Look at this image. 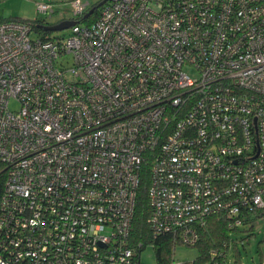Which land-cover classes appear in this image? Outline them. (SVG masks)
Masks as SVG:
<instances>
[{
  "label": "built area",
  "instance_id": "built-area-1",
  "mask_svg": "<svg viewBox=\"0 0 264 264\" xmlns=\"http://www.w3.org/2000/svg\"><path fill=\"white\" fill-rule=\"evenodd\" d=\"M87 4L67 36L0 20V264H142L144 164L150 234L193 264L210 216L264 217V0Z\"/></svg>",
  "mask_w": 264,
  "mask_h": 264
},
{
  "label": "rangeland",
  "instance_id": "rangeland-1",
  "mask_svg": "<svg viewBox=\"0 0 264 264\" xmlns=\"http://www.w3.org/2000/svg\"><path fill=\"white\" fill-rule=\"evenodd\" d=\"M72 0H0V20L9 18L34 19L36 17L44 18L37 11L38 4H49L53 9L50 17H46V21L50 24H57L63 20H73L74 16L71 12ZM88 2L90 7L99 0H82ZM45 19V18H44ZM70 27L63 30L49 31V36H67ZM13 107L15 103L11 104ZM246 225L239 231H231L229 238L231 246L227 248L228 264H234V257L237 255L241 264H264V217H258L253 223L250 231H246ZM251 233V234H249ZM249 234V235H248ZM197 246L178 245L175 249L174 259L179 262H186L195 259L198 254ZM262 258V260H261ZM140 261L142 264H155L154 249L146 246L140 252Z\"/></svg>",
  "mask_w": 264,
  "mask_h": 264
},
{
  "label": "trees",
  "instance_id": "trees-1",
  "mask_svg": "<svg viewBox=\"0 0 264 264\" xmlns=\"http://www.w3.org/2000/svg\"><path fill=\"white\" fill-rule=\"evenodd\" d=\"M101 1L102 0H99L88 8V10L90 8H94V10L86 19H82V15L77 20H83L85 24H91L93 21H95L102 8V6H98ZM25 20L30 21L33 25L34 30L37 31L41 36L49 34V31L44 30V26L54 25L50 24L46 21V19L42 17H36L34 19ZM4 176L5 175L3 173H0V193L3 189ZM139 181L140 182L137 191L136 205L132 220V229L130 237L131 241L133 243H141L143 246L153 243L156 262L155 264H170L172 251V241L170 239V236H163L154 239L150 234L151 232L147 222V218L149 215V205L146 194L147 186L149 183V168L147 164H144L141 167L139 173ZM255 221L256 220L244 221L246 224L249 225L246 227V231H250L252 229L253 223ZM226 227V220H224L221 215H212L208 218L206 227L200 231V239L198 244L196 245L199 251L195 259H193V264L210 263L209 250L211 248L226 249V245L229 239V231ZM240 229L241 228H237L233 231H239ZM233 263L241 264L240 259L237 255H235ZM219 264H225V260L219 259Z\"/></svg>",
  "mask_w": 264,
  "mask_h": 264
},
{
  "label": "water",
  "instance_id": "water-1",
  "mask_svg": "<svg viewBox=\"0 0 264 264\" xmlns=\"http://www.w3.org/2000/svg\"><path fill=\"white\" fill-rule=\"evenodd\" d=\"M107 0H102L98 6H102ZM94 8H90L84 15H83V19L87 18L92 12H93ZM75 23L74 20H63L61 22H58L57 24L54 25H46L44 26V30L46 31H55V30H63L66 28H69L71 25H73Z\"/></svg>",
  "mask_w": 264,
  "mask_h": 264
}]
</instances>
